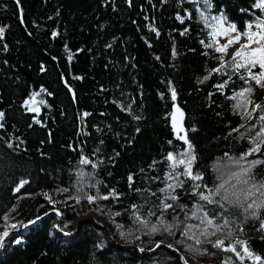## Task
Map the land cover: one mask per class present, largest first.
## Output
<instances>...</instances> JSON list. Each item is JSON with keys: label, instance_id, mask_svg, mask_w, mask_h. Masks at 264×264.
Segmentation results:
<instances>
[{"label": "trees", "instance_id": "trees-1", "mask_svg": "<svg viewBox=\"0 0 264 264\" xmlns=\"http://www.w3.org/2000/svg\"><path fill=\"white\" fill-rule=\"evenodd\" d=\"M257 2L208 0V7L204 0H0V233L10 232L0 264H184L174 250H156L159 243L181 249L191 264H223L228 256L236 261L208 243L193 254L178 230L151 232L135 222L130 206H140L142 214L152 207L151 191L163 185L150 178L166 175L167 154L187 147L171 127L175 103L184 111L197 156L193 171H202L210 187L220 182L218 162L239 159L252 146V136L240 126L255 123L258 129L259 122L245 120L227 98L245 85L234 76L224 93L214 87L226 77L211 71L221 54L201 44L208 43L210 31L201 13L223 15L243 32L264 19ZM253 88L254 100L261 88ZM34 97L36 112L25 105ZM84 158L95 166L82 165ZM253 159L264 155L247 157ZM244 166L242 161L230 167L239 172ZM253 172L257 180L264 177V164ZM22 179L29 183L17 192ZM112 190L119 199H86ZM182 202L195 201L185 194ZM225 214L244 229L239 239L264 257L258 222L242 221V210L232 206ZM38 216L27 228L8 227ZM146 218L159 224L154 216ZM170 220L171 210L164 214L165 223Z\"/></svg>", "mask_w": 264, "mask_h": 264}, {"label": "snow or ice", "instance_id": "snow-or-ice-1", "mask_svg": "<svg viewBox=\"0 0 264 264\" xmlns=\"http://www.w3.org/2000/svg\"><path fill=\"white\" fill-rule=\"evenodd\" d=\"M193 2L195 3L196 0H193ZM204 2L210 7L208 0H204ZM254 7L264 11V0H258ZM201 17L210 28L208 43L201 40V44L205 48H211L214 52L221 54L217 57L218 66L211 71L226 77V79H223L221 83L214 85V87L220 93H224L229 82L235 83L233 77H238L245 87H242L239 91H235L233 95L227 98L235 102L233 107L238 111L239 115L249 122L258 121L260 127L257 129L255 123H250L249 125L242 124L240 126L245 128V131H248L252 136V146L239 159L228 157L227 163L222 164L218 162L214 167L220 173L217 178L220 182L216 186L210 187L205 182L202 171H193L194 163L197 159L195 150L187 138V133L185 132V134L180 135V132L184 130L181 129L175 116H173V126L177 129L178 139L183 141L187 147L178 155H174L173 152L167 154L166 161L171 162L168 165L170 170L163 177L153 176L150 178L153 181L160 180L163 186L151 191V196L155 200L152 201V207L146 213L142 214L138 205L130 206L132 209H135L132 213L133 219L138 224L148 228L151 232L163 230L172 233L173 229L178 230L186 240L191 242L188 250L192 251L193 254L200 250L197 246L208 243L213 248L234 254L239 264H243L246 259L253 261V264H264V257L251 251L247 241L239 239V234L244 229L230 219L231 214H225L227 206L236 207L242 210L243 213L242 217H238L239 219L247 221L251 218L257 221L258 230L264 232V216L260 215L261 211L264 210V177L257 180L255 178L256 174L253 172V169L257 165L264 164V160H247V157L257 153L264 155V91L258 97L259 102L251 98L254 92L253 84L264 89V19L258 18L255 25L249 23L247 30L240 32L236 24L228 22L223 15L205 17L202 12ZM253 28L256 30L253 31ZM3 33V27H0V36ZM218 35L226 37L227 42L220 44L217 39ZM242 39L243 43H241ZM233 45H239V47L231 54L229 60H225L228 48ZM229 68L231 72L228 71ZM257 68L259 71H254ZM207 78L206 76L205 79ZM41 91L44 90L41 89ZM36 94L33 93V96ZM175 96V90L173 89L172 98L175 99ZM27 104L28 102L26 101L25 105L27 106ZM30 110L34 112L39 111L37 108H30ZM180 111V108L177 107L176 112L180 113ZM83 115L87 116L88 113H84ZM3 117L4 113L0 112V120ZM3 127L4 125L0 123V128ZM191 131H194V129ZM169 143L171 144L172 141H169ZM9 147H12V145L9 144ZM225 156H227V153H225ZM242 161L246 162L247 166L241 167L239 172L231 170V165H241ZM80 163L82 165H92V161L88 158L81 159ZM92 166L94 167L95 165ZM79 175L83 176L84 173L80 172ZM128 179L130 182L133 181L132 176H129ZM234 180L244 187L238 190L236 185L232 183ZM186 181L190 182L188 188H185ZM18 183L17 192L24 185L28 184L29 181L22 179ZM180 190L184 191L181 192ZM62 191H68V189H62ZM135 191L140 192L141 190L137 188ZM185 194L192 197L195 201L191 206L182 202V197ZM109 196L119 199L115 190L104 196H99L98 194L96 196L87 195L86 199L89 202H93L97 198L108 200ZM49 201L51 202V197H49ZM170 210L171 220L169 223H165L164 214L169 213ZM181 212L184 214L182 218L179 215ZM57 215H60V213L57 212ZM115 215L119 216L120 213L117 212ZM146 216L156 217L159 224L153 223ZM40 219L42 217L38 216L36 219L30 220L28 224H24L23 222L19 225L12 223L8 227L11 229H16L18 226L27 228L29 224H35ZM3 220L8 221L9 215H4ZM190 221H195V223H190ZM56 227L59 228L60 226L56 225ZM233 229H235V232ZM9 235L8 230L0 233V247H3L4 240ZM212 237H215V239H212ZM15 242L18 244L20 240H16ZM159 246L157 244V247ZM169 247L171 246L169 245ZM236 261L233 260V256H228L223 260V264H236ZM184 264H188V261L185 260Z\"/></svg>", "mask_w": 264, "mask_h": 264}, {"label": "water", "instance_id": "water-1", "mask_svg": "<svg viewBox=\"0 0 264 264\" xmlns=\"http://www.w3.org/2000/svg\"><path fill=\"white\" fill-rule=\"evenodd\" d=\"M177 107L180 108V110H181L180 113H177V112H176ZM173 116H175L176 121L179 123L181 129L184 130V131H181V132H180V135L185 134V132L187 133V131H186V127H185V114H184V111L182 110V108L180 107V105H179L178 103H175V104L173 105L172 112H171V116H170V123H171V127H172V130H173V133H174V137H175L176 139H178V136H177V129L173 126V119H172ZM187 138H188V134H187ZM178 140H179V139H178ZM180 141H181V140H180ZM181 142L184 143L183 141H181ZM59 216H60V215H59ZM92 218H93L98 224H100L101 226H103L104 228L111 230V227H110L107 223H105V222H103V221H101V220H99V219H97V218H94V217H92ZM79 223H80V220L77 221V223L75 224V226H74V232H76ZM56 225H59V223H56ZM9 233H10V232H9ZM159 245H160L159 247H156V250L159 249V248H164V247H166V248H169V249L174 250V251H175V252L181 257V260L183 261V263H184V261L186 260L185 257H184V255H183V252H182L179 248H176V247H169V245H166V244H164V243H159ZM182 257H183V259H182ZM188 264H191V263L188 262ZM196 264H217V262H216L215 260H211V259H210V260H206V261H203V262H200V263H196Z\"/></svg>", "mask_w": 264, "mask_h": 264}, {"label": "rangeland", "instance_id": "rangeland-1", "mask_svg": "<svg viewBox=\"0 0 264 264\" xmlns=\"http://www.w3.org/2000/svg\"><path fill=\"white\" fill-rule=\"evenodd\" d=\"M233 35H234V34H233ZM219 37H220V39H219V43H220V44H224V43L227 42V38L224 37L223 35H219ZM243 42H244V41H243V39H242V40H241V43H243ZM238 47H239V45H233V46H230V47L228 48V50H227L228 58H230L231 54H232V53L235 51V49L238 48ZM262 91H264V89H259L258 91H256V93H255V95H254V100H255V101L259 102V101H258V97L261 95V92H262ZM28 104H29V106L32 107V108H34V107L38 108V105H37V98L34 97V98L30 99V100L28 101ZM91 217L97 218V219H99V220H101V221L104 222V220H103L102 218H100L99 216H96V215H94V214H92ZM78 221H79V220H78ZM76 223H77V222H76ZM76 223H75V224H76ZM75 224H74V226H75ZM110 231L113 232V229L111 228ZM180 250H181V249H180Z\"/></svg>", "mask_w": 264, "mask_h": 264}]
</instances>
